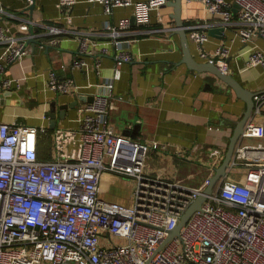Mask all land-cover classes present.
Wrapping results in <instances>:
<instances>
[{"label": "built area", "instance_id": "1", "mask_svg": "<svg viewBox=\"0 0 264 264\" xmlns=\"http://www.w3.org/2000/svg\"><path fill=\"white\" fill-rule=\"evenodd\" d=\"M87 1L102 4L106 13L115 6L134 5L136 22L147 26L151 9L167 0ZM201 1L219 14L223 24L233 20L231 4L225 0ZM33 2L27 0L28 5ZM76 2L58 0L60 19L66 24L72 23ZM235 2L239 9L234 21L240 25L241 40L254 36L264 40V0ZM2 13L18 17L0 6ZM33 26L43 33L29 32ZM128 26L129 19L124 18L118 27H109L116 47L113 77L98 82L104 89L78 105L76 127H54L50 158L40 159L36 154L39 136L48 126L0 121V264H264V88L253 94V109L226 175L178 234L168 238L187 207L204 194L224 151L214 148L207 153V161L200 165L206 173L196 183L186 182L192 173L183 178L153 175L147 169L148 158L158 143L119 133L108 124L113 81L120 77L121 65L132 60L118 38ZM190 26L191 41L208 58L211 54L204 43L209 25ZM17 28L21 34L14 36L9 26L0 24V44L5 45L1 57L8 63L22 59L28 38L44 36L55 45L68 33L65 26L33 17L22 18ZM75 36L81 58L75 64L84 65L82 56L93 52L90 38L84 33ZM212 55L219 69L230 73L228 48L218 46ZM94 58L98 66L99 58ZM257 65L264 70V51L259 49L248 53L245 64ZM2 70L0 59V73ZM21 81L20 77L5 78L0 85L20 86ZM48 87L62 94L78 88L74 79L59 78L55 70L48 71ZM104 171L133 178L131 204L100 196Z\"/></svg>", "mask_w": 264, "mask_h": 264}, {"label": "crops", "instance_id": "2", "mask_svg": "<svg viewBox=\"0 0 264 264\" xmlns=\"http://www.w3.org/2000/svg\"><path fill=\"white\" fill-rule=\"evenodd\" d=\"M225 1L231 4L233 20L223 24L219 14L209 11L201 0H182L180 15L187 30L190 51L198 61H214L212 53L215 48L225 45L229 50L227 61L230 73L245 88L261 90L264 88L263 68L259 65L246 67L245 64L250 51H264V40L254 36L243 42L237 33L240 25L234 21L239 6L236 0ZM0 6L6 12L18 16L0 14V24L9 26L14 36L21 34L17 25L22 18L27 17L68 29V33L61 35L55 45L47 42L50 38L37 36L35 46L31 42L27 43L26 53L14 63H8L1 57L5 45L0 44L3 64L0 83L5 78L22 79L20 86L5 88L0 85V121L15 120L46 125L48 130L54 129L50 125L49 104L55 100V126L76 127L78 105L85 101L79 99L77 105L66 109L64 116H60L58 105L72 101L74 95L93 97L104 89L97 83L113 77V55L116 51L107 31L109 27H118L122 19L128 18L129 26L122 29L118 38L121 48L131 53L132 60L121 65L120 77L113 81L108 124L113 125L115 131L123 133L139 123L137 135L128 136L158 143L159 147L151 150L148 158L147 169L153 175L186 177L199 167L193 164L194 161H207V153L211 149L218 148L225 153L229 137L242 116L245 104L212 73L189 69L180 62L183 54L171 16L172 6L165 3L151 9L147 26H139L136 22L134 5L115 6L110 13H106L100 3L77 0L72 7L73 19L70 24L60 19L62 9L58 0H34L33 9L29 8L27 0H0ZM196 23L209 25L206 28L208 38L204 43L205 51L211 54L208 58L201 56L196 44L190 39V25ZM221 26L223 30L219 34L209 33L210 28ZM146 28L151 29V32L145 31ZM29 32L43 33L36 26L31 27ZM78 33L88 34L93 49V52L82 56L84 65L75 64L81 59L79 40L75 36ZM40 42H44L45 46L40 47ZM94 56L99 58L98 66L95 65ZM49 70H55L59 78L74 79L78 86L76 92L62 94L50 89ZM36 154L40 159L50 158L52 138L47 147L39 138ZM186 162L193 166L184 168ZM120 181L121 177L104 171L100 181V196L127 203L126 194H116L110 187Z\"/></svg>", "mask_w": 264, "mask_h": 264}, {"label": "water", "instance_id": "3", "mask_svg": "<svg viewBox=\"0 0 264 264\" xmlns=\"http://www.w3.org/2000/svg\"><path fill=\"white\" fill-rule=\"evenodd\" d=\"M166 5H170L173 7V13L171 14V16L174 19L175 32L178 33L180 37L181 49H182V54H183L180 62L185 63L189 69H193L198 72L207 71V72L212 73L213 75H215V77L219 79V81L222 84L227 85V87L230 90H232L233 93L245 103V109L242 113V116L235 123L232 134L229 137L223 159L221 163L215 168V173L210 177V182L207 185V187L204 189V194H201L200 196L195 198L192 201V203L187 207V209L182 214L177 225L170 231V235L168 237L170 238L171 236L178 234L181 226L187 221L191 213L201 207L202 202L205 200L206 194H209L210 192H212L218 180L221 177H224L226 175L227 167L232 157V153L235 148V145L238 139L240 138V135L242 134V131H243V128H244V125L247 119L251 115L253 105H254V101L252 97L255 91L245 88L232 74L223 73L214 61L196 60L190 51L187 30L185 27V23L183 22L181 15H180L181 7H182V0H167ZM33 7H34V2L31 5H29V8L31 9H33ZM222 30H223L222 26L214 27V28L209 29V33L219 34ZM30 42L32 46H35V42H36L35 38H32V37L28 38V40L26 41V44ZM92 98L93 97L91 95L88 97L84 95H74L72 101L58 105V110H59L58 112L60 113V116H64L66 109L73 108L75 105H77L79 99L84 100V101H91ZM49 107H50V111H49L50 125L52 127H55L56 115H57L56 101L55 100L51 101L49 104ZM138 128H139V123H135L132 130L126 129L125 131H123V134L136 136Z\"/></svg>", "mask_w": 264, "mask_h": 264}, {"label": "rangeland", "instance_id": "4", "mask_svg": "<svg viewBox=\"0 0 264 264\" xmlns=\"http://www.w3.org/2000/svg\"><path fill=\"white\" fill-rule=\"evenodd\" d=\"M247 140V139H246ZM249 141V140H247ZM250 141H256V139H250ZM45 144V143H43ZM46 147H47V144H45ZM149 161V159H148ZM193 162V161H191ZM184 168L187 166V167H191L193 165H191L190 163H184ZM193 164L195 166H199L197 167V169L194 171V172H191L192 174H194V176L191 178V179H187L185 178L187 181L186 182H189V183H196L198 182L206 173V169H202V167L200 166L201 165V162H196L194 161ZM191 170V169H190ZM186 171H189V169H187ZM244 172V171H242ZM116 176H119L121 177V181L116 183V184H111L110 187L112 188L113 192L116 193V194H126V196L128 197V202L127 203H124V204H131L132 203V198H131V195H130V192L132 191V184H133V178H130V177H125V176H121V175H117V174H114ZM187 177V176H186ZM179 178H183V177H179ZM108 200H111V199H108Z\"/></svg>", "mask_w": 264, "mask_h": 264}, {"label": "trees", "instance_id": "5", "mask_svg": "<svg viewBox=\"0 0 264 264\" xmlns=\"http://www.w3.org/2000/svg\"><path fill=\"white\" fill-rule=\"evenodd\" d=\"M52 132H53V128H50L47 131V133H44L45 135L44 134H40L39 138H41V142L45 143V144H50L51 143V138H52ZM42 137H44V139Z\"/></svg>", "mask_w": 264, "mask_h": 264}]
</instances>
